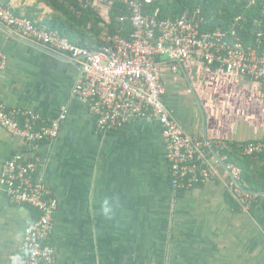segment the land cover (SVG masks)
I'll list each match as a JSON object with an SVG mask.
<instances>
[{
  "label": "crops",
  "instance_id": "1",
  "mask_svg": "<svg viewBox=\"0 0 264 264\" xmlns=\"http://www.w3.org/2000/svg\"><path fill=\"white\" fill-rule=\"evenodd\" d=\"M21 16L44 22L35 0H9ZM108 18V8L98 5ZM0 97L8 109L51 121L65 114L59 136L30 151L0 126L5 162H35L33 181L58 201L50 243L57 264H264V206L242 209L226 188L220 158L264 140V90L257 82L195 60L164 61V100L185 134L207 140L218 179L175 193L162 130L138 121L100 134L88 105L73 95L79 69L68 58L31 45L0 24ZM38 218L13 204L0 183V264L20 251Z\"/></svg>",
  "mask_w": 264,
  "mask_h": 264
},
{
  "label": "built area",
  "instance_id": "2",
  "mask_svg": "<svg viewBox=\"0 0 264 264\" xmlns=\"http://www.w3.org/2000/svg\"><path fill=\"white\" fill-rule=\"evenodd\" d=\"M116 1L126 5L130 12L132 31L128 38L119 34L107 36L106 45L97 50L78 46L58 31L16 15L1 1L0 24L31 45L77 64L79 74L73 95L88 105L99 133H115L138 121L157 123L162 130L175 193L217 180L209 142L185 134L165 103L161 65L167 61L176 71L184 60H195L257 82L264 90V30L257 33L254 43L246 44L236 29L204 31L200 9L175 20L145 14L144 5L153 0H78L74 13L80 17L81 9L88 8L100 12L98 5L111 8ZM3 65L1 62L0 68ZM65 119L62 114L47 122L34 111L8 109L0 97V126L23 139L30 151L56 140ZM263 153L264 140L249 142L241 148L243 156ZM220 160L227 176L226 188L241 208L264 205V192L245 188L241 170L227 164L226 158ZM35 170V162L15 156L5 162L1 172L0 183L10 201L38 212V218L25 230L20 251L10 254L9 264H57L50 239L58 201L50 188L33 181Z\"/></svg>",
  "mask_w": 264,
  "mask_h": 264
},
{
  "label": "trees",
  "instance_id": "3",
  "mask_svg": "<svg viewBox=\"0 0 264 264\" xmlns=\"http://www.w3.org/2000/svg\"><path fill=\"white\" fill-rule=\"evenodd\" d=\"M0 1L11 8L9 0ZM35 1L48 7L50 15L44 22L33 15L26 18L36 25H46L58 31L63 38L84 48L97 50L106 45L107 36L119 34L128 38L132 31L130 12L120 1L108 8V18L96 8L81 9V16L77 17L74 9H78V0ZM197 9L204 17V31L236 29L246 44H252L257 33L264 30V0H153L144 5L145 14H157L160 20L182 18L187 12L193 13ZM12 11L21 16L14 9ZM94 120L96 125L95 117ZM224 157L227 164H234L241 170V183L245 188L256 193L264 192V153L243 156L241 148L232 145Z\"/></svg>",
  "mask_w": 264,
  "mask_h": 264
}]
</instances>
